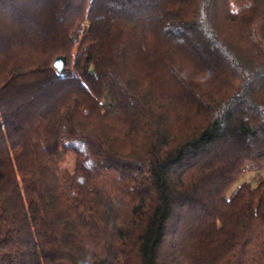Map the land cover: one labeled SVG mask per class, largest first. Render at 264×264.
<instances>
[{"label": "trees", "instance_id": "1", "mask_svg": "<svg viewBox=\"0 0 264 264\" xmlns=\"http://www.w3.org/2000/svg\"><path fill=\"white\" fill-rule=\"evenodd\" d=\"M0 264H264V0H0Z\"/></svg>", "mask_w": 264, "mask_h": 264}, {"label": "rangeland", "instance_id": "2", "mask_svg": "<svg viewBox=\"0 0 264 264\" xmlns=\"http://www.w3.org/2000/svg\"><path fill=\"white\" fill-rule=\"evenodd\" d=\"M74 165V157L71 156L68 160V167H73ZM253 177H254V173L253 172H248L241 180H239L233 187L232 189L230 190V193L229 194H232V192H234L235 190L238 189V187L240 186V184L244 181H251V182H254L253 180Z\"/></svg>", "mask_w": 264, "mask_h": 264}, {"label": "water", "instance_id": "3", "mask_svg": "<svg viewBox=\"0 0 264 264\" xmlns=\"http://www.w3.org/2000/svg\"><path fill=\"white\" fill-rule=\"evenodd\" d=\"M53 65L59 73L65 72L67 69V57L65 55H59Z\"/></svg>", "mask_w": 264, "mask_h": 264}]
</instances>
